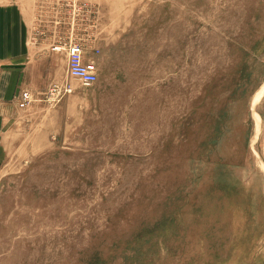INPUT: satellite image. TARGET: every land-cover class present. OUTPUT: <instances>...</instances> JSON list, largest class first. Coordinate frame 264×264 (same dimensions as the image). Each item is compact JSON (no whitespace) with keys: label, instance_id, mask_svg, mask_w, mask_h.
I'll use <instances>...</instances> for the list:
<instances>
[{"label":"rangeland","instance_id":"obj_1","mask_svg":"<svg viewBox=\"0 0 264 264\" xmlns=\"http://www.w3.org/2000/svg\"><path fill=\"white\" fill-rule=\"evenodd\" d=\"M69 9L1 138L0 264H264V0Z\"/></svg>","mask_w":264,"mask_h":264},{"label":"crops","instance_id":"obj_2","mask_svg":"<svg viewBox=\"0 0 264 264\" xmlns=\"http://www.w3.org/2000/svg\"><path fill=\"white\" fill-rule=\"evenodd\" d=\"M71 1L0 0V143L18 108L20 96L29 85V67L44 62L46 45L44 39L40 41L39 38L55 27L70 25L65 14L61 15L65 11L72 12L66 8ZM56 2L64 5L57 7V12L62 13L56 18L49 17L55 12ZM33 33L36 34L35 42Z\"/></svg>","mask_w":264,"mask_h":264},{"label":"built area","instance_id":"obj_3","mask_svg":"<svg viewBox=\"0 0 264 264\" xmlns=\"http://www.w3.org/2000/svg\"><path fill=\"white\" fill-rule=\"evenodd\" d=\"M73 6V1L68 2L67 6ZM57 50L61 48L60 45L55 46ZM68 52V71L73 77L79 78L86 84H92L98 80V68L94 61H87L84 58V51L81 43L77 41H70L66 44ZM58 88H52L51 94H56ZM31 100L29 92H24L20 104L22 107L26 106Z\"/></svg>","mask_w":264,"mask_h":264},{"label":"bare ground","instance_id":"obj_4","mask_svg":"<svg viewBox=\"0 0 264 264\" xmlns=\"http://www.w3.org/2000/svg\"><path fill=\"white\" fill-rule=\"evenodd\" d=\"M129 202V201H128ZM129 205V204H128ZM124 206V205H123Z\"/></svg>","mask_w":264,"mask_h":264}]
</instances>
